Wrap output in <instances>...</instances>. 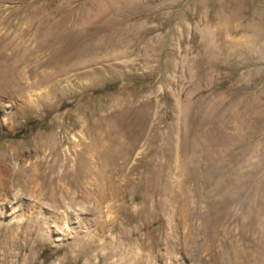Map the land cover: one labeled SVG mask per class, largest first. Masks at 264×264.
<instances>
[{
	"label": "rangeland",
	"instance_id": "1",
	"mask_svg": "<svg viewBox=\"0 0 264 264\" xmlns=\"http://www.w3.org/2000/svg\"><path fill=\"white\" fill-rule=\"evenodd\" d=\"M0 264H264V0H0Z\"/></svg>",
	"mask_w": 264,
	"mask_h": 264
}]
</instances>
